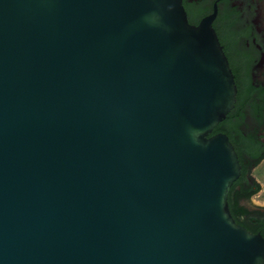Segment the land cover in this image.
Masks as SVG:
<instances>
[{
	"label": "water",
	"instance_id": "95a60500",
	"mask_svg": "<svg viewBox=\"0 0 264 264\" xmlns=\"http://www.w3.org/2000/svg\"><path fill=\"white\" fill-rule=\"evenodd\" d=\"M183 0H0V264H264L214 128L237 100Z\"/></svg>",
	"mask_w": 264,
	"mask_h": 264
},
{
	"label": "flooded vegetation",
	"instance_id": "af4514ba",
	"mask_svg": "<svg viewBox=\"0 0 264 264\" xmlns=\"http://www.w3.org/2000/svg\"><path fill=\"white\" fill-rule=\"evenodd\" d=\"M190 23L216 11L213 27L237 84L235 106L217 125L241 172L228 196L235 220L264 237V0H183ZM213 133V134H215Z\"/></svg>",
	"mask_w": 264,
	"mask_h": 264
},
{
	"label": "trees",
	"instance_id": "16d2710c",
	"mask_svg": "<svg viewBox=\"0 0 264 264\" xmlns=\"http://www.w3.org/2000/svg\"><path fill=\"white\" fill-rule=\"evenodd\" d=\"M218 130V126H216L215 128H214V130H213V132L211 133V135L213 134V133H215L216 131ZM249 229V228H248ZM250 230V229H249Z\"/></svg>",
	"mask_w": 264,
	"mask_h": 264
}]
</instances>
